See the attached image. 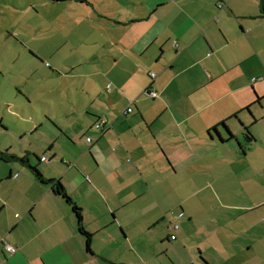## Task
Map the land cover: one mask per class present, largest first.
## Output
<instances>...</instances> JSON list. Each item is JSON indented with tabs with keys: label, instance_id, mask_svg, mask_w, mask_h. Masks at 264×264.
<instances>
[{
	"label": "crops",
	"instance_id": "obj_1",
	"mask_svg": "<svg viewBox=\"0 0 264 264\" xmlns=\"http://www.w3.org/2000/svg\"><path fill=\"white\" fill-rule=\"evenodd\" d=\"M53 1L13 86L41 108L0 98V264H264V0Z\"/></svg>",
	"mask_w": 264,
	"mask_h": 264
},
{
	"label": "rangeland",
	"instance_id": "obj_2",
	"mask_svg": "<svg viewBox=\"0 0 264 264\" xmlns=\"http://www.w3.org/2000/svg\"><path fill=\"white\" fill-rule=\"evenodd\" d=\"M60 6L53 0H0V98L11 97L19 101L21 105L15 107L18 112H30L41 108V105L37 106V104V107L26 102L24 104L26 100H21L19 91L13 87L21 77H24L22 64L25 62L21 60V49H37V42L42 36L37 34L36 30L46 20L52 21L53 15L57 13L54 8L58 9ZM52 30L49 32L51 33ZM37 66L41 67L36 59L34 67ZM6 108L7 106L3 107L0 104V113ZM13 112L16 114V110ZM7 115L3 114V119L11 126L12 131L21 129L14 120L18 118L9 115L12 119L10 120ZM0 135L4 143H10L16 148H21L26 142V139L13 138L9 131L2 130ZM36 136L33 135L31 138Z\"/></svg>",
	"mask_w": 264,
	"mask_h": 264
},
{
	"label": "trees",
	"instance_id": "obj_3",
	"mask_svg": "<svg viewBox=\"0 0 264 264\" xmlns=\"http://www.w3.org/2000/svg\"><path fill=\"white\" fill-rule=\"evenodd\" d=\"M230 136H232V135L230 134ZM0 156H1V158H3V159H4V158H8V156H7L5 153H2L1 151H0ZM11 159H13V158H11ZM13 160H19L20 162L23 161V159H18V158L16 159V157H15V159H13ZM32 170L34 171L35 176H36L39 180H42V182H46V183L52 184V189H53V191H54L56 194L60 195L62 198H64V199L67 201V203H68L69 205H71L72 210H73V212H74V215H75V217H76V224H77L78 232L84 237L85 247H86V249L89 251V249H90L89 246H90V236H91V234H90L88 231H86V230L83 228V226H82V222H81V220H82V216H81L80 208H79L78 206H76V205L71 201V199H70L69 196L65 193V191H64V189H63L61 183H60L58 180H54V179H45V178H43V176L38 172L37 169L32 168Z\"/></svg>",
	"mask_w": 264,
	"mask_h": 264
},
{
	"label": "built area",
	"instance_id": "obj_4",
	"mask_svg": "<svg viewBox=\"0 0 264 264\" xmlns=\"http://www.w3.org/2000/svg\"><path fill=\"white\" fill-rule=\"evenodd\" d=\"M218 7H222V4H219ZM150 76L153 78L155 76V73H151ZM149 94L151 97H156L157 93L153 90H149ZM131 108H128V111H130ZM106 121L103 119H100L99 121H97L95 123V127L100 129V130H104L106 127ZM87 141H91V138H87ZM42 160H45L44 157L41 158ZM16 217H18V214H15ZM182 216L181 213L177 214V217ZM170 230H171V234L169 236L170 240H175L177 238V231L179 229V224L178 223H173L170 225ZM2 244H3V249L5 250V252L7 254H14L16 252V247L13 246L12 244H9L8 242L2 240Z\"/></svg>",
	"mask_w": 264,
	"mask_h": 264
}]
</instances>
